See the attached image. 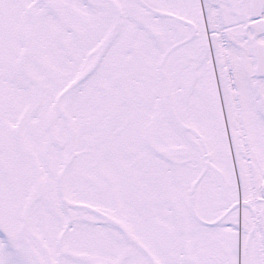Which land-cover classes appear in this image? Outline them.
<instances>
[{
    "label": "snow or ice",
    "instance_id": "snow-or-ice-1",
    "mask_svg": "<svg viewBox=\"0 0 264 264\" xmlns=\"http://www.w3.org/2000/svg\"><path fill=\"white\" fill-rule=\"evenodd\" d=\"M0 264H264V0H0Z\"/></svg>",
    "mask_w": 264,
    "mask_h": 264
}]
</instances>
